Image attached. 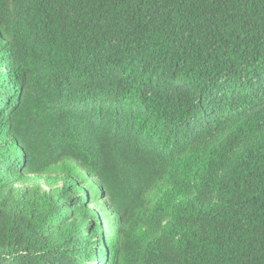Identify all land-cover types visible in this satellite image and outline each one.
Returning a JSON list of instances; mask_svg holds the SVG:
<instances>
[{
  "label": "trees",
  "instance_id": "16d2710c",
  "mask_svg": "<svg viewBox=\"0 0 264 264\" xmlns=\"http://www.w3.org/2000/svg\"><path fill=\"white\" fill-rule=\"evenodd\" d=\"M0 264H264V0H0Z\"/></svg>",
  "mask_w": 264,
  "mask_h": 264
},
{
  "label": "rangeland",
  "instance_id": "374dc122",
  "mask_svg": "<svg viewBox=\"0 0 264 264\" xmlns=\"http://www.w3.org/2000/svg\"><path fill=\"white\" fill-rule=\"evenodd\" d=\"M51 175V174H49ZM52 177H56V176H59V173L57 174H52L51 175ZM46 185V184H44ZM61 186V185H59ZM19 187L23 188V189H29V188H32L33 185H19ZM46 188H47V185H46ZM92 208H95L97 211L101 212L102 214H104V216H106V218L109 219V222L106 224V229L109 231V232H112L114 230H116L117 228V225H116V219L114 218V215L109 207V203L106 199H103L101 200L98 204H94L92 205Z\"/></svg>",
  "mask_w": 264,
  "mask_h": 264
}]
</instances>
